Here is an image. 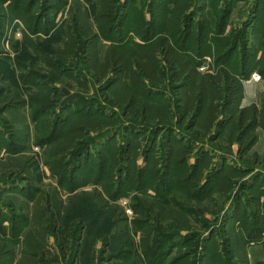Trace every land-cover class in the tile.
Masks as SVG:
<instances>
[{
	"label": "rangeland",
	"instance_id": "obj_1",
	"mask_svg": "<svg viewBox=\"0 0 264 264\" xmlns=\"http://www.w3.org/2000/svg\"><path fill=\"white\" fill-rule=\"evenodd\" d=\"M95 1L0 0V243L14 244L16 256L21 254L22 242L30 231L29 217L26 216L32 202L25 188L30 182L46 191L58 186V175L47 163L52 158L50 152L69 119L76 115L75 111L82 104L89 103L90 99H101L92 82L89 83V90L70 84L69 75L63 78V82H54L52 73L59 72L51 65L62 45L70 11L76 2L82 3L88 18L98 30L94 19ZM121 1L127 5L126 8L121 7V12H127L126 22L123 29L111 31L110 36L128 44L132 40L141 41L136 32L143 29V18H151L152 9L156 12L168 10L174 0ZM190 14L194 33L199 32V26H206L201 39L193 36L186 45L187 51L198 57L199 67H204L202 72H212L218 65L215 62L218 53L232 48L229 61L237 66L238 71H241L242 61V70H251L242 78L244 103L259 105L264 94V75L260 71L264 53V0H193ZM225 41L230 42L229 49ZM226 53L224 56H228ZM70 63L74 71L83 73L90 80L79 63ZM254 74L260 78L252 79ZM15 92L25 99L18 116L8 111L2 102L5 96ZM91 112L94 113L93 109ZM144 127L139 124L128 126L122 121L101 132L93 131L88 144H83L78 150L82 152L81 160L76 158L78 151L67 158L70 163L67 170L74 177L69 179L67 176L64 181L74 190L71 193L63 191V198L71 199L68 202L71 209L64 224L61 222L53 226L57 237L51 235L50 242L57 247L59 254V260L53 264H151L141 252V233L134 223L138 216L132 206L135 202L133 197L152 201L155 211L166 214L173 200L181 201L184 194H191L194 177L190 178L184 159L169 163L164 146L165 133L162 132L156 144L152 145L150 133L141 132L147 130ZM257 133V143L241 156L237 151L238 144L233 146V152L221 151L216 144L225 142L222 137L218 143L208 138L197 142L200 147L204 143L205 153L213 155L210 180L207 178L209 173L204 175L195 189L197 192L192 194L202 193L199 199L193 198L199 208L217 207L219 212L205 214L212 222H208L202 234L210 235L211 229H217L209 240L211 257L215 258L218 251L224 249L220 230L223 215L233 214L241 207L237 219L243 227H249L247 216L255 212L252 197L260 193L264 220V132L259 128ZM98 141H102V146L97 145ZM139 141L142 145L137 167L129 171L128 146ZM114 147L121 159L120 169H113L110 159V151ZM188 159L189 163L196 160L194 154ZM229 168L238 175L234 178L236 186L231 193H223L218 191L217 185ZM67 173L64 172V175ZM245 185H251V188L244 189ZM95 189L105 196L108 191L116 199H111V203L115 202L124 210L128 217L127 234L118 237L116 226L111 224L110 213L102 212L93 205L89 196ZM244 212H247L245 218ZM191 223L194 224L191 232L201 231L198 230L199 224L196 225L195 221ZM261 237L263 240L247 246L250 264L264 263V232ZM175 243L166 247L173 248L171 256L185 248L202 251L199 242L194 247L192 243L176 246ZM159 257L154 256L157 262L155 260L153 264L166 263L160 262L161 259L158 261ZM0 262L10 264L1 255Z\"/></svg>",
	"mask_w": 264,
	"mask_h": 264
},
{
	"label": "trees",
	"instance_id": "obj_2",
	"mask_svg": "<svg viewBox=\"0 0 264 264\" xmlns=\"http://www.w3.org/2000/svg\"><path fill=\"white\" fill-rule=\"evenodd\" d=\"M192 6L193 0H174L168 10L156 12L152 9L151 18H143V29L136 32L141 41L132 40L127 44L110 36L111 31H119L125 25L127 12H121V7L126 8V3L121 0H96L94 19L98 30L88 18L82 3L74 4L56 60H51L52 67L59 72L53 71L52 80L63 82V78L69 75L72 80L70 84L83 90H89V83L92 82L101 99H90L89 103L82 104L75 111L76 115L69 119L55 148L50 152L52 158L47 163L54 174L58 175V186L46 191L30 182L25 188L32 202L26 216L29 217L30 231L22 242V255L17 264H53L59 260L57 247L51 244L50 237L55 235L53 226L65 222L71 209L68 204L71 202L70 197L63 198V191L71 193L74 190L72 186H66L64 181L67 176L69 179L74 177L67 170L70 169L67 158L80 150L83 144H88V140L92 138L91 132H101L122 121L127 122L128 126H145L147 130L141 132L150 133L152 145L156 144L159 135L164 132V146L169 163L184 159L190 178L194 177L191 194L182 195L181 201L173 200L166 214L155 211L152 201L144 197H133L135 202L132 206L138 216L134 223L141 233L142 255L151 264L157 255L160 256L158 261L161 259L160 262H166L165 264H250L248 244L263 240L261 236L264 232V220L260 193L252 197L255 212L248 216L247 212L243 213V218L248 217L249 227H243L237 219L241 207L233 214L221 217L220 230L224 249L215 256L219 257L218 260L211 257L209 249V240L214 237L217 229H211L210 235L202 234L211 221L206 217V212L218 214V209L199 208L193 198L199 199L202 193L192 194L204 175L209 173V181L212 172L209 169L213 155L211 152L205 153L204 143L200 147L197 142L208 138L211 142L218 143L222 137L225 142L216 145L223 152H233L235 144H238L240 156L250 150L258 141L257 130L260 128L264 132V94L259 105H242V78L251 70L247 68L243 71L242 61L241 71H238L237 66L229 61L232 48L218 53L215 58L218 65L212 72L199 70L198 57L189 53L186 45L193 36L201 39L206 26H199V32H193V22L189 21ZM224 43L229 49L230 42ZM225 52L228 56H224ZM70 62L79 63L91 81L83 73L74 71ZM260 64V71L264 75V53ZM2 102L8 111L18 116L25 99L19 92H15L5 96ZM92 109L94 113L91 112ZM102 144V141L97 143L99 146ZM141 145L142 142L139 141L128 146V161H131L129 171L137 167ZM117 150L114 147L110 151L113 169H120L121 165ZM80 152L76 156L79 160L82 158ZM152 154L155 155L154 152ZM191 154L195 156L194 163H189L188 156ZM64 172L67 174L64 175ZM237 176L229 168L218 181V191L231 193L236 186L234 178ZM250 186L245 185L244 189L251 188ZM106 194L109 198L95 189L89 197L97 209L110 213L111 224L116 226L115 234L118 237L127 234L128 217L115 202L111 203V199H116L108 191ZM0 219L2 221L1 216ZM193 221L200 225L198 230L202 232H191L194 228L191 223ZM197 242L201 243L200 252L185 248L171 256L173 248H166L174 243L175 246L192 243L194 247ZM13 246L12 243H0V255L10 264L16 259Z\"/></svg>",
	"mask_w": 264,
	"mask_h": 264
},
{
	"label": "built area",
	"instance_id": "obj_3",
	"mask_svg": "<svg viewBox=\"0 0 264 264\" xmlns=\"http://www.w3.org/2000/svg\"><path fill=\"white\" fill-rule=\"evenodd\" d=\"M199 70H200V71H203V70H204V67H199ZM259 78H260V76H259L258 74H254V75L252 76V79H254V80H255V79L257 80V79H259ZM251 244L254 245L255 242H251Z\"/></svg>",
	"mask_w": 264,
	"mask_h": 264
},
{
	"label": "crops",
	"instance_id": "obj_4",
	"mask_svg": "<svg viewBox=\"0 0 264 264\" xmlns=\"http://www.w3.org/2000/svg\"><path fill=\"white\" fill-rule=\"evenodd\" d=\"M243 99H244V98H243ZM242 105L244 106V105H248V104H245V103H244V100H242ZM255 246H256V245H255ZM252 247H253V246H252ZM252 247H251V248H252ZM21 255H22V253L16 256V259L13 261L14 264H17V261H18V259L21 257Z\"/></svg>",
	"mask_w": 264,
	"mask_h": 264
}]
</instances>
